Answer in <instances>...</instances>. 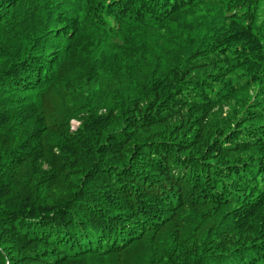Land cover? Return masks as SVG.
<instances>
[{"label": "trees", "instance_id": "trees-1", "mask_svg": "<svg viewBox=\"0 0 264 264\" xmlns=\"http://www.w3.org/2000/svg\"><path fill=\"white\" fill-rule=\"evenodd\" d=\"M0 264H264V0H0Z\"/></svg>", "mask_w": 264, "mask_h": 264}, {"label": "rangeland", "instance_id": "rangeland-1", "mask_svg": "<svg viewBox=\"0 0 264 264\" xmlns=\"http://www.w3.org/2000/svg\"><path fill=\"white\" fill-rule=\"evenodd\" d=\"M46 170V169H45ZM52 187V190H55V188H57V187H60L61 188V193L58 195V196H56L54 199H53V201L54 200H59V199H61L62 197H70V195H71V191L69 190V189H72L70 186H68V188L67 187H63V185H62V181H58L56 184H54V185H52V186H50L49 187V189ZM67 193L66 195L64 194V193ZM36 193H38V194H42V192L41 191H36Z\"/></svg>", "mask_w": 264, "mask_h": 264}, {"label": "clouds", "instance_id": "clouds-1", "mask_svg": "<svg viewBox=\"0 0 264 264\" xmlns=\"http://www.w3.org/2000/svg\"><path fill=\"white\" fill-rule=\"evenodd\" d=\"M73 123H74L75 129H76L79 126V123L77 121H74ZM75 129H74V131H75Z\"/></svg>", "mask_w": 264, "mask_h": 264}]
</instances>
